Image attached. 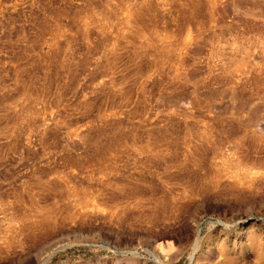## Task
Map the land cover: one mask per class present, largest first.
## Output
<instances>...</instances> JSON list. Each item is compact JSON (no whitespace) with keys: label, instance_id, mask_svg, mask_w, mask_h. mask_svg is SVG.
Returning a JSON list of instances; mask_svg holds the SVG:
<instances>
[{"label":"rangeland","instance_id":"rangeland-1","mask_svg":"<svg viewBox=\"0 0 264 264\" xmlns=\"http://www.w3.org/2000/svg\"><path fill=\"white\" fill-rule=\"evenodd\" d=\"M0 264H264V0H0Z\"/></svg>","mask_w":264,"mask_h":264},{"label":"bare ground","instance_id":"bare-ground-1","mask_svg":"<svg viewBox=\"0 0 264 264\" xmlns=\"http://www.w3.org/2000/svg\"><path fill=\"white\" fill-rule=\"evenodd\" d=\"M209 164V163H208ZM211 165V164H209ZM205 163L204 160H202V158H195L194 155L191 156V158H189L186 162H182L181 166H183L184 168H191L190 169V173L194 174L196 176V178L202 180L205 178V176L207 175H203L205 170H207V166H209ZM212 167V166H211ZM201 170H204V172H200ZM218 169H216V167L213 168V173L211 175H215L217 174ZM212 172V171H211ZM207 173V172H206ZM209 173V172H208ZM210 175V174H209ZM206 179V178H205ZM208 179V178H207ZM158 202V201H157ZM34 232L32 231V234L30 233V235H33ZM64 247V246H63Z\"/></svg>","mask_w":264,"mask_h":264}]
</instances>
